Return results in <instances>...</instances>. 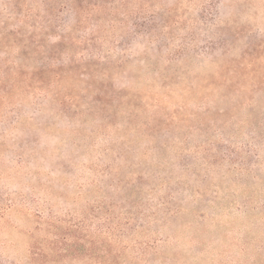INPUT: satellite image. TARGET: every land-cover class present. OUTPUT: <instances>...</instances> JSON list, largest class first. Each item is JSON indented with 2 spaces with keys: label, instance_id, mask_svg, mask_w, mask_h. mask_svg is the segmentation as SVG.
I'll use <instances>...</instances> for the list:
<instances>
[{
  "label": "rangeland",
  "instance_id": "obj_1",
  "mask_svg": "<svg viewBox=\"0 0 264 264\" xmlns=\"http://www.w3.org/2000/svg\"><path fill=\"white\" fill-rule=\"evenodd\" d=\"M34 231L78 242L47 264H264V0H0V264Z\"/></svg>",
  "mask_w": 264,
  "mask_h": 264
},
{
  "label": "trees",
  "instance_id": "obj_2",
  "mask_svg": "<svg viewBox=\"0 0 264 264\" xmlns=\"http://www.w3.org/2000/svg\"><path fill=\"white\" fill-rule=\"evenodd\" d=\"M58 4L60 6L59 10H47V12H48L47 16H45L42 24L38 27H32V31L29 33V36L31 39H37V38H40L42 36L41 34L37 33V30H39L40 32H43L46 30L51 31V29H54V30H61V31L67 32L66 22H64V19L61 18L60 16H61V12H64L65 9H67V11L69 10L70 5H69V7H68V5L66 7V3L63 4V2H61V3L59 2ZM98 9H99V7H98ZM85 11H86V9L85 10H81V9L78 10V13L81 14L79 19H81V17L84 15ZM69 13H70V11H69ZM88 17H89V14L86 13L85 19H87ZM81 23H85L84 19L82 20ZM18 34H20V33H18ZM67 36L65 35V36H61V37L65 38ZM43 73H48V74L52 75L53 71L50 69H45V70H43ZM61 77H59L58 79H61ZM53 222H54V220L50 218V224H49L50 230L55 229ZM35 232H36V234L32 235V236L34 238L37 237V242L31 246L30 259H27V261L24 262V264H47L48 263V257L51 256L50 255L51 252H54L55 255H61L62 256L66 253H75V252L79 251L77 249V246H78L77 243L78 242L77 243L74 241L72 242L70 237L69 236L67 237L68 233H65V234L62 233L60 235V234H58L57 231H34L32 234H34ZM76 241H77V239H76ZM41 260H43V261L41 262Z\"/></svg>",
  "mask_w": 264,
  "mask_h": 264
}]
</instances>
